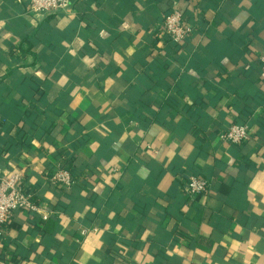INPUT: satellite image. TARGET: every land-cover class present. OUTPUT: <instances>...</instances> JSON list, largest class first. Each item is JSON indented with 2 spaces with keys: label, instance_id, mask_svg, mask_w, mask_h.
Wrapping results in <instances>:
<instances>
[{
  "label": "crops",
  "instance_id": "obj_1",
  "mask_svg": "<svg viewBox=\"0 0 264 264\" xmlns=\"http://www.w3.org/2000/svg\"><path fill=\"white\" fill-rule=\"evenodd\" d=\"M27 1L0 0V175L39 209L14 214L0 264H264V0ZM173 9L192 30L158 55ZM233 123L241 145L217 138ZM190 174L209 189L187 201Z\"/></svg>",
  "mask_w": 264,
  "mask_h": 264
},
{
  "label": "built area",
  "instance_id": "obj_2",
  "mask_svg": "<svg viewBox=\"0 0 264 264\" xmlns=\"http://www.w3.org/2000/svg\"><path fill=\"white\" fill-rule=\"evenodd\" d=\"M71 0H28L27 12L43 16L58 13L70 8ZM192 27L185 21L182 12L173 9L158 22L156 27V42L154 51L160 54L166 46L173 47L177 53L182 49L183 43L188 38ZM260 68L264 71V54L259 58ZM248 126L233 123L217 135L218 140L234 145H241L248 139ZM49 183L62 190H69L75 184L76 177L71 168L63 162H57L51 168L47 177ZM209 185L206 179L198 174H190L180 179V195L187 201L206 193ZM38 204L33 200V193L26 188L24 176L20 170H13L0 175V235L20 210L37 212ZM47 213L42 215L46 218Z\"/></svg>",
  "mask_w": 264,
  "mask_h": 264
},
{
  "label": "trees",
  "instance_id": "obj_3",
  "mask_svg": "<svg viewBox=\"0 0 264 264\" xmlns=\"http://www.w3.org/2000/svg\"><path fill=\"white\" fill-rule=\"evenodd\" d=\"M172 49L175 50L173 47H172ZM33 200H34V202L36 203V201H35V197H33Z\"/></svg>",
  "mask_w": 264,
  "mask_h": 264
}]
</instances>
